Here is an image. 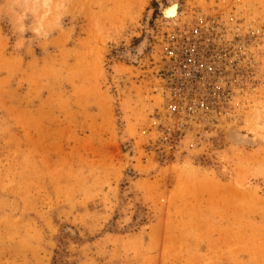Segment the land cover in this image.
I'll list each match as a JSON object with an SVG mask.
<instances>
[{
    "label": "rangeland",
    "instance_id": "obj_1",
    "mask_svg": "<svg viewBox=\"0 0 264 264\" xmlns=\"http://www.w3.org/2000/svg\"><path fill=\"white\" fill-rule=\"evenodd\" d=\"M160 3L0 0V264H264V0Z\"/></svg>",
    "mask_w": 264,
    "mask_h": 264
},
{
    "label": "bare ground",
    "instance_id": "obj_2",
    "mask_svg": "<svg viewBox=\"0 0 264 264\" xmlns=\"http://www.w3.org/2000/svg\"><path fill=\"white\" fill-rule=\"evenodd\" d=\"M178 3H179V0H163V4L160 3L162 16L164 19H166V20H170L173 18L175 19V17L178 15V5H179ZM149 17H150V15H149ZM149 17L146 18V23H145L146 26L148 24ZM145 44H146V39H144L138 45V47H136L137 48V51H136L137 56L140 55ZM127 54H125V55H127ZM226 137L232 145H250V146L256 145V140L254 138H246V137H245V139L240 138V132L237 129L235 124L229 125V127L226 131Z\"/></svg>",
    "mask_w": 264,
    "mask_h": 264
},
{
    "label": "clouds",
    "instance_id": "obj_3",
    "mask_svg": "<svg viewBox=\"0 0 264 264\" xmlns=\"http://www.w3.org/2000/svg\"><path fill=\"white\" fill-rule=\"evenodd\" d=\"M16 2L19 3V0H16ZM12 13H13V15H15V16H17V17H20V18H24V19H26V17H27V13H26V12H19V11L17 10V7H16V6H14V7L12 8ZM59 28L62 29V28H63V25H62V24L59 25ZM19 31H21V33H25V32H26V29H19ZM22 39H28V40H31L30 37H26V36H23V35H22ZM18 44L22 47V44L20 43V41H18Z\"/></svg>",
    "mask_w": 264,
    "mask_h": 264
}]
</instances>
